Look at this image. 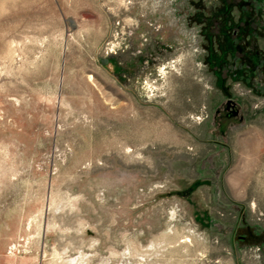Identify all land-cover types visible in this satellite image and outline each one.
I'll return each instance as SVG.
<instances>
[{
	"label": "rangeland",
	"instance_id": "obj_1",
	"mask_svg": "<svg viewBox=\"0 0 264 264\" xmlns=\"http://www.w3.org/2000/svg\"><path fill=\"white\" fill-rule=\"evenodd\" d=\"M0 264H264V0H0Z\"/></svg>",
	"mask_w": 264,
	"mask_h": 264
}]
</instances>
